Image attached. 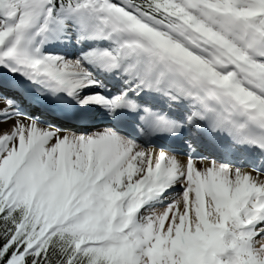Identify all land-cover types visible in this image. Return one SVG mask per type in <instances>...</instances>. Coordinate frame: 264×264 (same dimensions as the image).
<instances>
[{"label": "snow or ice", "instance_id": "snow-or-ice-1", "mask_svg": "<svg viewBox=\"0 0 264 264\" xmlns=\"http://www.w3.org/2000/svg\"><path fill=\"white\" fill-rule=\"evenodd\" d=\"M0 264H264V0H0Z\"/></svg>", "mask_w": 264, "mask_h": 264}]
</instances>
